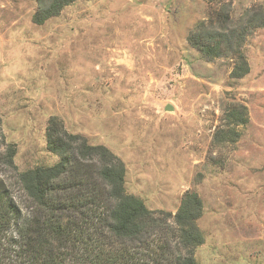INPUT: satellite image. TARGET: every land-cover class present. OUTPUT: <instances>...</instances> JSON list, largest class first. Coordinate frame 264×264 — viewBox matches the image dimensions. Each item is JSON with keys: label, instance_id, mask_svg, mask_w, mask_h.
Masks as SVG:
<instances>
[{"label": "rangeland", "instance_id": "obj_1", "mask_svg": "<svg viewBox=\"0 0 264 264\" xmlns=\"http://www.w3.org/2000/svg\"><path fill=\"white\" fill-rule=\"evenodd\" d=\"M40 6L0 0V116L20 170L59 161L56 115L121 158L149 208L174 214L199 194V264H264V0H76L42 24ZM197 33L221 55L195 48ZM239 51L249 70L234 77ZM239 104L248 121L231 124Z\"/></svg>", "mask_w": 264, "mask_h": 264}, {"label": "trees", "instance_id": "obj_2", "mask_svg": "<svg viewBox=\"0 0 264 264\" xmlns=\"http://www.w3.org/2000/svg\"><path fill=\"white\" fill-rule=\"evenodd\" d=\"M74 1L39 0L33 20L42 24ZM218 37L232 44L228 34ZM190 42L206 58L222 53L221 40L203 41L197 33ZM237 58L241 66L231 74L241 77L249 67L242 52ZM236 107L227 120L246 123L247 106ZM46 136L59 161L20 170L17 144L7 139L0 116V264H199L196 249L205 235L198 193L187 191L174 214L151 209L128 193L126 166L110 148L68 132L56 115Z\"/></svg>", "mask_w": 264, "mask_h": 264}, {"label": "water", "instance_id": "obj_3", "mask_svg": "<svg viewBox=\"0 0 264 264\" xmlns=\"http://www.w3.org/2000/svg\"><path fill=\"white\" fill-rule=\"evenodd\" d=\"M172 109H173V105L171 104L166 105V110H172Z\"/></svg>", "mask_w": 264, "mask_h": 264}]
</instances>
